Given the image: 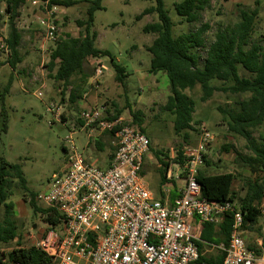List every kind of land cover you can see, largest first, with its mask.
Here are the masks:
<instances>
[{"label": "rangeland", "instance_id": "rangeland-1", "mask_svg": "<svg viewBox=\"0 0 264 264\" xmlns=\"http://www.w3.org/2000/svg\"><path fill=\"white\" fill-rule=\"evenodd\" d=\"M30 1L26 0L21 6L17 18L16 25L22 35L19 46L22 60L15 69L6 63L8 51L4 39L8 27L3 11L4 4H0V158L18 164L28 190L39 194L46 190L52 173L64 166V137L71 130L70 124L76 122L73 117L78 109L68 102V91H63L62 83L49 76V56L57 40L46 41L43 29L38 26V18L43 12ZM178 1L180 0H164L165 9L173 23L174 36L189 28L174 9V2ZM153 4V0H101L102 9L94 12L92 29L97 33L96 46L108 50L129 73L123 84L108 78L111 92L106 102L109 107L106 116L110 120L115 116L121 117L124 123L132 125L133 113L139 111L141 127L151 146L149 152L144 155L142 173L148 188L156 193L160 181L158 168L160 162L154 151L169 155L185 142L182 134L174 132L172 115L163 108L170 93L166 74L161 71L156 74L148 72L151 55L145 46L152 42L154 35L144 33L142 28L156 21L157 15L151 13L139 18L137 16ZM87 7L88 3L82 1L67 8L61 6L57 8L55 19L61 28L60 36L64 33L73 36L78 34L80 29L76 20L85 17ZM237 20L233 3L226 0H210L208 7L201 12L199 23L194 25L208 24L206 41H209L217 28L233 24ZM254 31V36L262 34L264 39L263 16L257 21ZM200 54L203 56L204 51ZM100 60L107 63L108 57H101ZM85 67L93 69L91 59L85 63ZM9 80H11L9 91L2 96V91ZM38 92H41V96L36 97ZM99 92L106 94L102 88L98 90ZM116 93H121V96L118 97ZM185 93L195 102L194 123L193 128L188 131V143L196 140L200 127H205L211 132L214 138L206 154L209 165L205 164L202 168L208 174L234 171L237 178L232 189L242 196L244 194L242 180L254 178L257 174H252L248 168H239L234 163L236 152L248 153L245 149L246 141L228 131L226 120L223 119L218 107L231 109L236 100L246 98L248 95H231L215 91L208 100L202 101L199 85L192 90L186 89ZM153 100L155 101L152 102ZM51 102L58 108L56 112L60 113L58 118L61 121L54 116L55 113L47 111V105ZM109 111L112 113H108ZM61 116L70 119V123H62ZM74 125L80 128L79 124ZM132 126L140 128L136 124ZM95 135L97 136L96 132ZM252 135L259 141L260 135H264V123L254 129ZM74 137L76 138V134ZM98 137L104 144L103 150L98 151L92 143L83 154L88 160L97 161V165L102 168L109 161V155L115 151L116 138L109 132H103ZM224 145L232 146L229 152L223 150ZM9 192V200L14 204L18 239L7 244L0 242V251L16 247L17 242L26 247L35 245L48 229V225L39 214H34L25 202L24 193L17 182H10ZM37 204L45 208L40 202ZM2 213L3 208L0 207V220ZM58 228L56 227L57 230Z\"/></svg>", "mask_w": 264, "mask_h": 264}, {"label": "trees", "instance_id": "trees-1", "mask_svg": "<svg viewBox=\"0 0 264 264\" xmlns=\"http://www.w3.org/2000/svg\"><path fill=\"white\" fill-rule=\"evenodd\" d=\"M25 1L0 0V4H4L3 11L8 27L4 39L8 51L6 63L12 69H15L22 60L19 53L22 35L16 23L20 8ZM82 1L88 3V7L85 17L76 20L80 29L78 34L61 35L50 53L48 62L49 76L62 83L63 91H68L67 99L71 105H75L81 98L88 78L94 74V69L85 67L89 59L108 57L114 78L121 84L129 75L124 66L108 50L96 46L97 33L92 26L94 12L102 9L101 0H49V5L67 8ZM153 2L152 6L145 8L137 16L139 18L151 13L157 15L156 21L142 28L144 33L154 35L152 42L145 46L151 55L148 72L156 74L161 71L166 74L170 93L163 108L172 115L174 132L178 135L182 134L185 143L189 142L188 131L193 128L195 108L194 100L185 93L186 89L192 90L199 85L202 101L208 100L215 91L227 92L231 95H248L246 98L236 100L231 109L218 107V110L226 120L228 131L241 136L246 141L245 149L248 153L236 152L234 163L237 167L248 168L252 174L257 175L242 180V189H244L242 196L232 190L233 181L237 178L234 171L208 174L200 169L197 181L200 184L201 195L207 200L235 202L243 214L242 228L249 229L257 223L259 218L257 205L264 198V135H260L259 141L252 135L253 130L264 123V39L262 34L254 36L259 2L255 1L252 7L236 4L237 22L217 28L209 41H206L208 24L200 23L198 26L194 24L199 23L201 12L208 7L210 0L174 2L177 15L189 25L188 30L175 36L172 34L173 23L165 9L164 0H153ZM201 51H204L203 56L200 54ZM242 71L245 73L243 74ZM10 84L11 80L3 89L2 96L9 91ZM139 114V111L133 113L132 125L136 124L140 127V131L144 132ZM95 146L99 151L104 147L99 141H95ZM231 147L224 145L223 150L229 152ZM63 150H65L64 146ZM154 155L161 164L158 167L159 180L163 183L167 167L164 158H167L168 154L154 151ZM109 156L111 158L113 153ZM205 164L209 165L206 159ZM13 181L22 189L24 200L32 212L39 214L47 225L54 226L62 222L61 214L55 209L44 208L37 204V194L26 187L20 166L0 158V207L3 208L0 220L1 243L7 244L18 239L14 204L9 200L10 182ZM231 226L232 215L229 212L224 213L217 228L212 223H204L198 247H202L201 242L217 244L221 241L225 244ZM218 259L213 262L200 256L193 264H220L222 258L218 257ZM0 264H52V260L35 245L26 247L17 242L16 247L8 251H0Z\"/></svg>", "mask_w": 264, "mask_h": 264}, {"label": "built area", "instance_id": "built-area-1", "mask_svg": "<svg viewBox=\"0 0 264 264\" xmlns=\"http://www.w3.org/2000/svg\"><path fill=\"white\" fill-rule=\"evenodd\" d=\"M30 2L43 12L38 26L46 41L59 39L61 28L55 19L59 6H50L49 0ZM104 70L97 59L91 79L95 81ZM57 109L52 102L47 105V111L59 119ZM106 115L104 104L90 106L80 113L79 126L89 138L95 132L116 138L108 165L100 168L95 160H88L76 144V130H69L64 137V166L36 195L37 202L62 216V222L48 225L35 243L52 264H193L201 256L197 244L203 224L218 226L226 212L232 215V226L227 243L219 245L220 264H264V233L257 249L248 248L241 235L243 214L236 203L201 195L197 175L214 138L211 132L200 127L194 142L180 145L164 158L165 181L180 186L173 198L165 188L156 197L142 174L149 138L121 117L110 120ZM257 208L264 223V198Z\"/></svg>", "mask_w": 264, "mask_h": 264}, {"label": "crops", "instance_id": "crops-1", "mask_svg": "<svg viewBox=\"0 0 264 264\" xmlns=\"http://www.w3.org/2000/svg\"><path fill=\"white\" fill-rule=\"evenodd\" d=\"M226 1L233 3L234 6L236 4H241V5L248 6V7H252L254 5L255 1H258L259 2L258 20H260L262 16L264 17V0H226ZM98 60H100V59H98ZM96 61H97V58L91 59V64L93 65V69L96 66ZM100 62H102V64H104V67H105V70L103 72L104 74H102L100 77H98L95 81L92 80L91 77L88 78L87 84L85 86V90H84L81 98L75 104V108H77L78 110H76V112H74L73 118L76 119L75 123H77V125L78 124L81 125V121L79 119L80 113L82 111H84L85 109H88L90 106H93L95 104H97V105L104 104L106 106V108H109L108 103H106V102H108L107 100H109L110 92H111V87L109 84L110 82L108 81V78H112L114 80V82L119 83L114 78V72L112 71V69L110 67L109 60L107 63L103 62L101 60H100ZM100 88H102L106 94H101L100 92L98 93V90ZM101 95H103V96H101ZM116 95L118 97H120L121 93H116ZM154 101L155 100H153L152 102H154ZM113 105L116 106V103H114ZM108 113H112V112L109 111ZM61 119L63 120L62 123H67L70 121V119H66V117H64V116H61ZM75 123L70 124V128H71V130L72 129L76 130V132H75L76 144L82 153H84V150L86 148H90L92 143L95 146V141L101 142L99 140L98 136H100L102 133L97 134V136L93 135L91 138H89V136L87 135L88 131H85V130L82 131V130H80V128H76L74 125ZM77 134H78V136H77ZM81 134H83V135H81ZM95 148H96V146H95ZM108 163H109V161H107L106 166L108 165ZM201 169H203V168L201 167ZM234 181H233V183H234ZM179 186H180L179 182L164 181L163 183H160V181H159L158 190L156 193L154 192V195L156 197H160L163 193L161 191L162 188H165L168 190L169 198H173V196H175L177 194ZM232 187H233V184H232ZM215 227L217 228L216 225H215ZM251 233L254 236L253 235L251 236L250 235ZM263 233H264V223L260 218H258L257 223L252 225L251 228H249V229L248 228L243 229L241 232V235H242L247 246H250L249 244L251 243L252 244L251 248L257 249L259 240L263 236ZM201 243H202V247L199 248L201 256H204L208 259H211V260H213V262L218 261L219 260L218 257L222 258L221 257L222 251L219 248V245H222L223 242L219 241L217 244L206 243V242H201Z\"/></svg>", "mask_w": 264, "mask_h": 264}]
</instances>
